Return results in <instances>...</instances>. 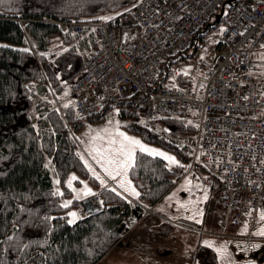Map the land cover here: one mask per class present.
<instances>
[{"label": "trees", "instance_id": "1", "mask_svg": "<svg viewBox=\"0 0 264 264\" xmlns=\"http://www.w3.org/2000/svg\"><path fill=\"white\" fill-rule=\"evenodd\" d=\"M137 1L0 0V264H96L144 214L143 205H155L176 183L178 177L163 157L138 151V166L130 172L141 193L138 202L129 197V203L97 185L76 154L79 147L74 131L85 117L74 102L65 107L67 101H73L69 97L71 82L82 73L84 59L97 47L99 39L94 27L69 33L57 21H95L117 16L116 13L120 16ZM227 16H223L224 24ZM217 25L200 30L185 52L162 62L160 85L181 87L195 83L191 69L182 72L185 67H175L196 54ZM221 45L218 39L214 47L219 49ZM55 97L62 101L61 108L55 105ZM142 98L136 93L119 99L101 114L87 118L101 120L110 115L113 107L119 108L116 115L124 119V126L146 140L172 148L187 161L185 150L144 126L139 107ZM163 122L179 137H187L194 130L187 117L163 118ZM72 172L79 176L77 182L95 181L97 190L101 189L103 208L68 223L70 208L80 201L75 197L67 207L62 203L65 197L74 195L66 183ZM25 220L29 223L25 224ZM16 224H20L19 230ZM14 231L29 244L23 251L3 242Z\"/></svg>", "mask_w": 264, "mask_h": 264}, {"label": "built area", "instance_id": "2", "mask_svg": "<svg viewBox=\"0 0 264 264\" xmlns=\"http://www.w3.org/2000/svg\"><path fill=\"white\" fill-rule=\"evenodd\" d=\"M227 1L138 0L108 20L57 23L69 33L94 27L99 39L84 60L82 73L71 83L79 114H101L117 100L140 93L144 126L188 153L186 165H176L173 171L180 178L196 168L206 172L204 183L213 191L214 201L207 211L217 212L221 229H200L185 218L168 220L181 228L248 243L255 238V225L264 209V164L260 163L264 160V75L254 76L253 58L263 50L264 0H237L229 9L227 29L219 37L222 45L197 62L191 72L194 84H159L162 62L185 52ZM171 117L190 118L193 133L177 136L163 122ZM97 193L83 204L100 211ZM243 225L245 235L228 231Z\"/></svg>", "mask_w": 264, "mask_h": 264}, {"label": "snow or ice", "instance_id": "3", "mask_svg": "<svg viewBox=\"0 0 264 264\" xmlns=\"http://www.w3.org/2000/svg\"><path fill=\"white\" fill-rule=\"evenodd\" d=\"M222 14L227 16V7L223 8ZM116 15H119V13H116ZM101 19L108 20L111 19V17L105 16L101 17ZM226 29L227 25L222 23L219 27V32L224 33ZM65 31L67 30L65 29ZM260 48L264 49V44H261ZM24 51H30V49H24ZM61 51H63V49H61ZM43 55H47V53H43ZM57 55H59V53H57ZM201 55L203 56V53ZM258 58L264 60V52L259 54ZM68 67H71V65H69ZM191 67V65H188L180 71L187 72V69ZM170 79H174V77H171ZM61 83H64V81H61ZM201 87H203V85H201ZM67 91L68 88L65 87V93H67ZM72 103L73 101H67L65 103V107ZM100 106L103 107L102 104ZM56 111H59V109H57ZM120 111L121 110L119 108L113 107L114 113H119ZM121 123L122 122L120 120L113 119L110 116L108 121L102 128L91 129V126H89L90 137L89 139L84 141V144L87 147L91 163L89 162V159H85L84 154L81 153L79 149H77L76 154L82 161H84V164L87 166V169L91 173V175L100 182L101 187L111 190V192L116 193L123 200L131 203V200L129 198L130 196L139 197L141 195L137 186L130 178V172L138 166V151L139 153L150 154L153 157H163L166 161H168L167 167H171L172 165H182L181 161L177 159L175 155L163 151L160 148L150 146L144 143L139 137L130 135L128 132L123 131L120 127ZM229 156H231V153H229ZM199 158V155H197L196 159L199 160ZM253 159L255 158L253 157ZM260 163L264 164V160L260 161ZM93 164H95L100 169V171H97V167H93ZM224 171L227 172L229 171V169L225 168ZM101 173H103V175ZM105 177H107V179ZM74 179L78 178L73 173L68 177L66 183L68 184L69 188H72L73 192L77 193V196L79 198L83 199L85 197H88L89 195L98 194L92 187L88 185L86 181H81L83 185L81 188H74L72 185V181ZM183 184L189 186L188 191L190 193L195 192L196 194L193 198H189L185 201L177 200L176 203L177 205L183 204L186 210H191L192 214L187 216L188 219L197 220V218L202 215V208L199 206L203 200H206L208 198L209 185L207 183H202L200 178H196L195 183L193 184V179L190 177V175L185 176ZM56 192L59 193L60 189H57ZM172 195H174V193L170 194V197ZM170 197L166 199H169ZM62 203L65 207H67L72 203V201L64 200L62 201ZM100 203L102 204L103 200H101ZM249 203H251V201ZM67 215L69 217L78 216L76 211H71ZM260 217L264 219V209L260 211ZM45 219H52V217H45ZM24 223L27 224L29 223V221L25 220ZM68 223H73V220L69 219ZM15 228L19 230L20 224H16ZM246 230L247 228L245 225V228L242 229V231ZM47 231L50 232L51 228H48ZM256 235L264 238V227L256 230ZM14 239L16 240L15 244L12 243ZM3 242L5 244H8L14 250L18 251H23L29 246L28 243H25L18 238L16 231H14L12 235L4 237ZM38 243H44V241H40ZM202 243L213 248L215 259L219 262V264H238L226 242H221L217 245L213 241L205 239L202 241ZM261 247L262 244L258 241L246 243V248L260 249ZM237 251H241L239 246H237ZM260 260H264V257H261L259 259L248 257L242 262V264H260ZM194 264H200L199 260L197 259Z\"/></svg>", "mask_w": 264, "mask_h": 264}, {"label": "crops", "instance_id": "4", "mask_svg": "<svg viewBox=\"0 0 264 264\" xmlns=\"http://www.w3.org/2000/svg\"><path fill=\"white\" fill-rule=\"evenodd\" d=\"M262 51L253 54L256 68L259 65L256 64L258 56ZM254 73L255 77H260L257 69ZM96 184L100 185L98 180ZM130 198L137 201V197L130 196ZM160 200L151 206V209H146L144 214L126 230L121 239L96 264L103 262H106L105 264H194L197 259L200 264H208V259L215 258V253L213 248L203 244L202 241L208 239L214 242L215 238L240 240L242 241L240 252H246L244 249L250 250V248H246V242L243 239L199 233L175 226L165 217L187 218V216L158 210L157 206L160 204ZM213 204V194H211L202 204V215L197 220H192L200 228L221 229L217 212L214 215H207L206 212V208ZM209 217L214 219L213 223L209 222ZM212 219L210 220L212 221ZM229 230L236 231L235 228ZM238 232L243 233L244 231L238 229ZM233 243L229 241V248L235 258H240L233 249Z\"/></svg>", "mask_w": 264, "mask_h": 264}, {"label": "rangeland", "instance_id": "5", "mask_svg": "<svg viewBox=\"0 0 264 264\" xmlns=\"http://www.w3.org/2000/svg\"><path fill=\"white\" fill-rule=\"evenodd\" d=\"M224 23L223 20L218 23L217 27L213 28L210 33L208 34V37L206 38L202 48L196 53V54H193V55H190L186 60H184L183 62L181 63H178V65L175 67L176 69L177 68H182V67H186L188 65H191L192 68H189L191 69L192 71H194L196 69V65H197V62L204 58L206 55H208L209 53H213L214 54V51H213V48H214V44L215 42L218 40L219 38V35L221 34L219 32V27L220 25ZM264 52V50L262 51ZM261 52V53H262ZM203 53V56L201 55ZM260 53V54H261ZM209 54V55H210ZM258 63L256 64H259L257 65V71H259V73L261 75L264 74V60H261L258 58ZM191 71V72H192ZM112 117L113 119H118L120 120L122 123L124 122V119L122 117H120L119 115H107L105 116L103 119L101 120H97V119H88L87 117L84 118L85 121L84 123L74 131V135H75V138L78 142V147L81 151V153L84 154L85 156V159H89V162L91 163V159H90V156H89V153H88V150H87V147L85 146L84 144V141L89 139L90 137V129H89V126H91V129H97V128H102L105 123L108 121L109 117ZM121 123L120 127L122 128L123 131H126L128 132L130 135H134V136H137L139 137L144 143L150 145V146H154V147H157V148H160L162 149L163 151H166L172 155H175L177 159H179L181 161V164H185L184 161L180 158V156L176 153L175 150H173L172 148H169L165 145H162L160 143H157V142H151L149 140H146L145 138H143L140 134H138L137 132L135 131H132L130 130L129 128H127L126 126H124L123 124ZM167 164H168V161H167ZM174 166V165H172ZM171 166V167H172ZM93 167H97L95 164H93ZM97 171H100V169L97 167ZM75 174L76 177H79L77 175L76 172H72L71 174ZM103 175V173H101ZM193 179V184L195 183V179L196 178H200L201 179V182L203 183V180L207 177V174L206 172H204L202 169L200 168H196V170L194 171H191L190 173H188L186 176H189ZM107 179V177H105ZM131 178V177H130ZM184 177H181L179 180H177V182L170 188V190H168L166 192V194L163 196V198L160 200V204L157 206V209L158 210H161V211H169L171 213H174V214H177V215H184V216H188V215H191V210H186L183 206V204H180V205H177L176 201L179 200V201H185L189 198H193L195 196V192L193 193H190L188 191V185H184L183 184V181H184ZM81 181H86L88 183V185L90 187H92L94 190L97 189L96 185H95V181H90L89 179H82ZM100 183V182H99ZM72 185L74 188L76 189H79L81 188L83 185L81 182H77L76 179H74L72 181ZM99 185V184H97ZM101 186V185H100ZM59 188V187H58ZM61 189V187H60ZM74 195L72 196H67L65 197L64 200H73V198H78L80 201L77 205L75 206H72L69 210V212L71 211H76L78 216L79 215H83L84 213V210H85V206L84 204L81 202L83 199L79 198L77 196V193L73 192ZM171 197H170V194H173ZM208 197L211 196V189L209 188L208 189ZM170 197L169 199H166ZM86 198V197H85ZM204 200L201 202L200 206L199 207H202V204H203ZM68 212V213H69ZM77 217H70V219L72 220H75ZM259 219L257 220V223H256V229H255V232L254 234L256 235V230L260 229L261 227H264V219H262L260 217V214H259ZM212 219V217H209V222L213 223L214 222V219H212V221L210 220ZM245 228V225H243L241 227V229H244ZM247 228V226H246ZM258 236V235H256ZM261 239H255V240H252L251 242L253 241H258L262 244V247L260 249H250V250H245L244 248V251L246 252H240V251H237V246H239L240 248V244L242 241L240 240H235V239H222V238H215V244H219L221 242H226L228 247H229V241L230 242H234L233 243V249L235 250V252L237 253L238 257L240 256V258H235L236 261L238 262V264H242V262L247 259L248 257H252V258H261V257H264V238L260 237ZM241 254V255H240ZM106 262H103L101 264H105ZM208 264H219V262L213 258V259H208ZM260 264H264V260H260Z\"/></svg>", "mask_w": 264, "mask_h": 264}, {"label": "water", "instance_id": "6", "mask_svg": "<svg viewBox=\"0 0 264 264\" xmlns=\"http://www.w3.org/2000/svg\"><path fill=\"white\" fill-rule=\"evenodd\" d=\"M236 1H237V0H228L226 4H227L229 7H234ZM224 7H226V5H224L223 8H224ZM223 8H222V10H223ZM222 10H221V12H220L219 14H217V15L215 16V20H214V21L208 23V24L204 27V30H206V29L209 28L211 25H215L216 23H218V22H220V21L222 20V18H223ZM93 211H96V210H92V212H93Z\"/></svg>", "mask_w": 264, "mask_h": 264}, {"label": "bare ground", "instance_id": "7", "mask_svg": "<svg viewBox=\"0 0 264 264\" xmlns=\"http://www.w3.org/2000/svg\"><path fill=\"white\" fill-rule=\"evenodd\" d=\"M118 16V15H117ZM90 52V51H89ZM170 61V60H169ZM165 65V64H164ZM165 72V71H164ZM166 73V72H165Z\"/></svg>", "mask_w": 264, "mask_h": 264}]
</instances>
